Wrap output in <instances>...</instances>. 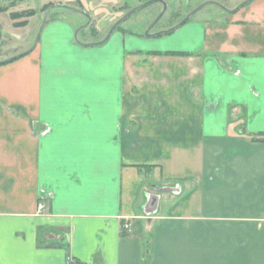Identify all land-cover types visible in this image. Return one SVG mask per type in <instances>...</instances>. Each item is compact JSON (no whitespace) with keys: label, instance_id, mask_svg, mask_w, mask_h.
I'll use <instances>...</instances> for the list:
<instances>
[{"label":"crops","instance_id":"crops-1","mask_svg":"<svg viewBox=\"0 0 264 264\" xmlns=\"http://www.w3.org/2000/svg\"><path fill=\"white\" fill-rule=\"evenodd\" d=\"M72 29L0 60V264H264V0L162 48Z\"/></svg>","mask_w":264,"mask_h":264},{"label":"rangeland","instance_id":"rangeland-1","mask_svg":"<svg viewBox=\"0 0 264 264\" xmlns=\"http://www.w3.org/2000/svg\"><path fill=\"white\" fill-rule=\"evenodd\" d=\"M144 1L147 0H0V58L16 54L33 43L44 11L54 3H66L86 10L91 15V20L88 25L79 29L77 37L84 43L97 44L98 42H91L106 39V34L114 21L130 8ZM164 1L166 2V8L156 23L149 29V35L145 33V29L162 11L163 3L160 0H154L133 11L112 30V34L118 30L127 40L133 41L132 44H141L144 47L156 45L158 48H162L171 43V36L177 33V30L184 25L185 21L171 30L167 29L180 22L185 15L198 5L208 1L188 17L186 23L193 21L194 18L197 19V17L215 19L219 14L225 13V9L213 1H218L226 6L234 0ZM55 19L67 21L72 25L74 31L77 26L87 20V17L71 8L55 6L48 10L44 24ZM159 30L165 31L156 34L155 32Z\"/></svg>","mask_w":264,"mask_h":264},{"label":"water","instance_id":"water-1","mask_svg":"<svg viewBox=\"0 0 264 264\" xmlns=\"http://www.w3.org/2000/svg\"><path fill=\"white\" fill-rule=\"evenodd\" d=\"M152 1H154V0H147V1H144V2H142V3H140V4H138V5H136V6H134V7H132V8H130L126 13H124L122 16H120L116 21H114V23L110 26V28H109V30H108V32H107V34H106V37H108L109 36V34L112 32V30L118 25V24H120L124 19H126L133 11H135L136 9H139V8H142V7H144V6H146L147 4H149V3H151ZM160 1H162V3H163V9H162V11L149 23V25L146 27V29H145V33L146 34H150V32H149V29L156 23V21L159 19V17L162 15V13L164 12V10H165V8H166V2L164 1V0H160ZM212 1V0H211ZM249 0H242L240 3H238V5H236L235 7H233V8H228V7H225L224 5H222L221 3H219L218 1H213V2H215V3H217L219 6H221L222 8H224L226 11H233V10H235L237 7H239V6H241V5H243V4H245L246 2H248ZM208 1H205V2H203V3H201L200 5H198L196 8H194L193 10H191L190 11V13H188L187 15H185L182 19H181V21L180 22H178L176 25H174V26H172V27H170L169 29H167V30H171V29H173V28H175L176 26H178L179 24H181V23H183L184 21H186L187 19H188V17H190L199 7H201L203 4H205V3H207ZM55 6H62V7H67V8H71V9H73V10H76V11H79V12H81V13H83L86 17H87V20L83 23V24H81V25H79V26H77L75 29H74V31H73V36H74V39L78 42V43H83V44H86V43H84V42H82V41H80L79 39H78V37H77V32L79 31V29H81L82 27H84V26H86V25H88V23L90 22V20H91V15L86 11V10H84V9H82V8H80V7H77V6H74V5H70V4H66V3H54V4H52L51 6H50V8L51 7H55ZM50 8H47V10H45L44 11V14H43V17H42V20H41V23H40V26H39V28H38V31H37V33H36V36H35V38H34V41H33V43L29 46V47H27L25 50H23L22 52H20V53H18V54H15V55H12V56H10L9 58H14V57H16L17 55H20V54H23V53H25V52H27V51H29L30 49H32L34 46H35V44H36V42L38 41V39H39V37H40V33H41V30H42V27H43V24H44V20H45V17H46V14H47V12H48V10L50 9ZM166 30V29H165ZM165 30H159V31H156L155 33L156 34H160L161 32H163V31H165ZM105 37V38H106ZM104 39H101V40H99V41H96V42H91V43H99V42H101V41H103ZM87 44H90V43H87Z\"/></svg>","mask_w":264,"mask_h":264},{"label":"trees","instance_id":"trees-1","mask_svg":"<svg viewBox=\"0 0 264 264\" xmlns=\"http://www.w3.org/2000/svg\"><path fill=\"white\" fill-rule=\"evenodd\" d=\"M149 53H152V52H168V53H176V52H179V51H174V50H167V51H148ZM262 139H264V134L262 135V137H261ZM121 233H123L122 232V230H121ZM73 260V259H72ZM74 264H76V263H74Z\"/></svg>","mask_w":264,"mask_h":264},{"label":"built area","instance_id":"built-area-1","mask_svg":"<svg viewBox=\"0 0 264 264\" xmlns=\"http://www.w3.org/2000/svg\"><path fill=\"white\" fill-rule=\"evenodd\" d=\"M38 207H42V203L41 202H38ZM70 264H74V262L73 261H70Z\"/></svg>","mask_w":264,"mask_h":264},{"label":"flooded vegetation","instance_id":"flooded-vegetation-1","mask_svg":"<svg viewBox=\"0 0 264 264\" xmlns=\"http://www.w3.org/2000/svg\"><path fill=\"white\" fill-rule=\"evenodd\" d=\"M0 60H1V58H0Z\"/></svg>","mask_w":264,"mask_h":264}]
</instances>
